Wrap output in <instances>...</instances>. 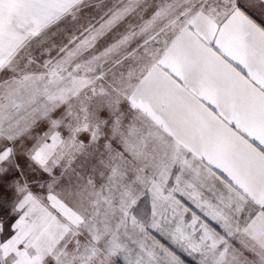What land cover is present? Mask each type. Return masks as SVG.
I'll return each instance as SVG.
<instances>
[{"label": "snow or ice", "instance_id": "obj_1", "mask_svg": "<svg viewBox=\"0 0 264 264\" xmlns=\"http://www.w3.org/2000/svg\"><path fill=\"white\" fill-rule=\"evenodd\" d=\"M187 258L264 264V0H0V264Z\"/></svg>", "mask_w": 264, "mask_h": 264}, {"label": "rangeland", "instance_id": "obj_2", "mask_svg": "<svg viewBox=\"0 0 264 264\" xmlns=\"http://www.w3.org/2000/svg\"><path fill=\"white\" fill-rule=\"evenodd\" d=\"M106 2L107 3H109V4H112V3H116V2H118V0H106ZM159 2V0H149V3H151V4H155V3H158ZM150 11H151V9L149 10V13H146L145 14V17L148 15V14H150ZM139 18H137V20H138Z\"/></svg>", "mask_w": 264, "mask_h": 264}, {"label": "crops", "instance_id": "obj_3", "mask_svg": "<svg viewBox=\"0 0 264 264\" xmlns=\"http://www.w3.org/2000/svg\"><path fill=\"white\" fill-rule=\"evenodd\" d=\"M163 242V241H162ZM189 260V264H193L191 258H187Z\"/></svg>", "mask_w": 264, "mask_h": 264}]
</instances>
